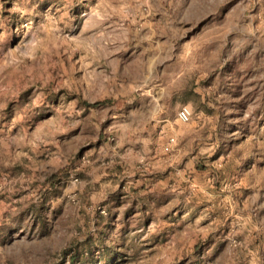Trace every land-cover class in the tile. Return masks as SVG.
Returning a JSON list of instances; mask_svg holds the SVG:
<instances>
[{"label":"rangeland","instance_id":"1","mask_svg":"<svg viewBox=\"0 0 264 264\" xmlns=\"http://www.w3.org/2000/svg\"><path fill=\"white\" fill-rule=\"evenodd\" d=\"M0 264H264V0H0Z\"/></svg>","mask_w":264,"mask_h":264},{"label":"built area","instance_id":"2","mask_svg":"<svg viewBox=\"0 0 264 264\" xmlns=\"http://www.w3.org/2000/svg\"><path fill=\"white\" fill-rule=\"evenodd\" d=\"M192 111L189 106L184 105L178 111V118L184 122H188L191 119Z\"/></svg>","mask_w":264,"mask_h":264}]
</instances>
